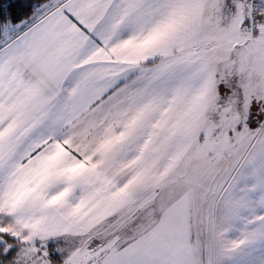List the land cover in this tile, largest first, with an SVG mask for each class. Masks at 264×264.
I'll use <instances>...</instances> for the list:
<instances>
[{
	"label": "snow or ice",
	"instance_id": "6c2138e0",
	"mask_svg": "<svg viewBox=\"0 0 264 264\" xmlns=\"http://www.w3.org/2000/svg\"><path fill=\"white\" fill-rule=\"evenodd\" d=\"M0 264H264V0H0Z\"/></svg>",
	"mask_w": 264,
	"mask_h": 264
}]
</instances>
